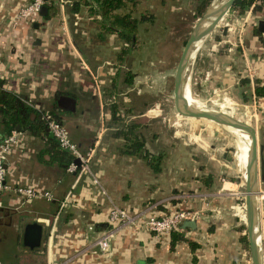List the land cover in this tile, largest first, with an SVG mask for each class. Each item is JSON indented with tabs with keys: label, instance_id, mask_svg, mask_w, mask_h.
<instances>
[{
	"label": "crops",
	"instance_id": "1",
	"mask_svg": "<svg viewBox=\"0 0 264 264\" xmlns=\"http://www.w3.org/2000/svg\"><path fill=\"white\" fill-rule=\"evenodd\" d=\"M26 1L0 0V78L3 85L38 108H49L53 98L58 97H54L56 91L73 93V109L56 104L58 114L80 149L93 147L94 151L89 161L90 171L75 180L72 172L63 173L54 164L36 158L35 151L42 145L38 137L22 134L12 146L6 157L5 181L29 185L39 191L45 189L53 196L48 200L38 195L22 201L14 194L2 195L1 223L6 222L7 226L9 222L14 223V216L24 211L29 214L25 221L41 222L47 218L50 222H41L40 245L33 249L23 246V253L16 262L46 264L49 259L57 264H137L139 261L144 264H244L243 243H247L243 239L245 230L241 222L244 214L241 213L242 218L238 214L237 221L236 215L225 209L230 199L215 193L218 177L228 173L225 159L210 155V143L205 138H198L196 144L206 151L188 146L189 139L197 138L192 130L187 133L188 139L185 138L188 141H182L186 149L173 148L175 135L182 130L180 127L172 132L168 130L165 136L171 147L163 146L160 140L157 143L160 134L153 130L147 134L146 124L139 118L145 111L117 102L121 116V109L130 107L133 110L130 119H136L118 120V124L139 123L145 137L143 146L159 157V169L152 170L144 157L120 152L123 139L112 135L114 125L110 124L115 123L109 121L106 105L111 97L118 99V94L129 91V84L134 82V85L141 78L131 75L130 72L135 71L124 67L129 52L119 57L122 41L114 32H103L97 22L90 21L93 15L83 3L74 14L69 10V0H53L55 12L49 18L42 19L45 11L42 4L38 17L30 23H13L17 8ZM263 33L257 23L248 26L242 35V48L234 46L231 37L214 40L204 36L188 65V85L191 89V77L193 84L198 82L194 86L196 91L222 88L232 93L233 100L237 99L240 104L246 102L253 112L260 114L261 120L255 121L264 157V95H255L253 91L255 77L259 84H264ZM247 64L255 69L253 79L245 76ZM127 71L132 76L131 83L124 80ZM241 77H246L247 82L241 83ZM147 78L152 81L157 76L151 73ZM113 80L115 86L112 88ZM222 101L223 104L218 102L219 107L229 103ZM173 122L176 126L179 124V121ZM207 130L209 133L212 127ZM239 142V157L236 155V158L240 169L245 171L247 145L242 138ZM206 175H210V179L204 181ZM94 177L96 183L92 180ZM233 184H223V187H234ZM59 204L58 216L51 221ZM176 204L192 207L198 214L196 228L180 226L181 238L174 239L170 247V233L158 240L147 230L143 220L149 213H160ZM111 205L137 217L140 225L118 229L105 251L92 252L88 250L90 241L113 227L106 215Z\"/></svg>",
	"mask_w": 264,
	"mask_h": 264
},
{
	"label": "rangeland",
	"instance_id": "2",
	"mask_svg": "<svg viewBox=\"0 0 264 264\" xmlns=\"http://www.w3.org/2000/svg\"><path fill=\"white\" fill-rule=\"evenodd\" d=\"M211 1L213 2V0H208L201 13L205 8L209 7ZM133 2L134 3H131L126 0L125 4L116 10L119 12L130 11L131 14L137 18L140 14H147L150 16V18L146 19L145 17V19L137 21L135 39L129 45L127 51V53L129 52V57L127 58L126 66L124 65L128 70L137 72V75L141 78L140 80H137V82L135 81L134 85V82H132V85L129 84L131 87L129 91H122L118 94V99L120 101H118L117 96L114 97V100L115 102H120V104L125 107L134 106L135 109L146 111V114L139 117L145 122L144 124H146L145 132H147V134L152 133L150 130H153L154 133L158 132L160 136L157 139V143L160 140V144H163V146L171 147L170 145H167L168 141L165 139V136L168 135V130L172 132V130H178L180 127L182 130L177 131L175 135L177 136L176 140L173 141V148L186 149V145H183L182 141H188L185 138H187L188 131L190 132L192 130V132L197 135V138L189 139L191 143L188 146H197L206 151L207 149L205 150V148L196 144L198 138H205L209 143L211 142L208 148L210 149L209 151L212 157H215L213 154L215 152H228L230 154V160L223 158L228 167V173L225 174V179L232 181L234 187L232 189H221L223 193L220 195L226 196L230 199L225 209L227 212L236 215L235 219L238 221V214L242 218L241 213H244V179L241 176L242 171L236 158V155L239 157L240 137L220 124L212 121H209L208 123L201 118H196V120L192 121L190 119H181L183 120L182 125L179 122V124L177 123V126L173 122L178 121V117L173 118V113L175 112L171 96L173 70L183 43L191 30L193 23L201 14L194 13V5L197 0H133ZM244 10L237 13L236 10L230 7L227 10V14L231 12L242 14ZM91 20L92 19H90V21ZM226 20H229L228 16H226ZM224 22L225 19L219 20L214 28L205 35V38L207 39L210 37L217 40L221 39L220 37H222V39L231 37V40L233 41L236 35L234 31L227 32L226 28L223 26ZM115 37L117 36L115 35ZM223 46H225V44ZM151 73L156 75L157 79H152L151 81L147 78ZM189 82L192 86L190 89L192 95L203 102V107L219 110L231 115L233 118L246 121L248 124L254 126L257 140L260 142L258 126L255 120H261V117L257 112H255L256 115H252L253 109L250 105H246V102L240 104L237 99L233 100L232 93L222 88L214 87L200 92L194 89V86H196L198 82L193 84L191 77ZM75 86L77 89L79 88L77 85ZM157 88H159V90ZM143 89H146L147 91L140 92V90ZM212 99H217L216 101L228 100L229 103L226 104V106L219 107V105L215 104ZM156 105H159V113L157 115H155L157 113V110L155 109ZM186 105L190 107L188 104ZM129 110H125V108L121 109L123 114L121 116L122 120H127L132 117L130 114L133 110ZM148 113L150 114L147 115ZM211 127L212 130L208 133L207 128ZM240 152L242 154L244 153L242 147H240ZM217 159L221 160L222 158ZM258 188H262L261 180H258L256 183V190ZM256 194H258V192ZM2 200H4L3 197ZM257 205V214L262 219L261 241L264 242V198L259 199ZM16 215L14 216L16 219L14 220L15 224L9 222L7 226L6 222H0L1 261L16 262L24 250V247L21 244L20 230H22L21 225H23L25 218H27L29 214L24 211L17 213ZM0 221L2 220L0 219ZM241 222L245 230L243 218L241 219ZM243 246L245 247L244 264H250L248 245L247 243H243Z\"/></svg>",
	"mask_w": 264,
	"mask_h": 264
},
{
	"label": "trees",
	"instance_id": "3",
	"mask_svg": "<svg viewBox=\"0 0 264 264\" xmlns=\"http://www.w3.org/2000/svg\"><path fill=\"white\" fill-rule=\"evenodd\" d=\"M126 0H69V10L71 13H76L80 3L87 5L89 14L93 15L91 19L98 23L99 28L103 32H114L118 39L122 41L121 48L118 55L127 53L129 45L135 39L136 23L138 20L150 18L147 14H140L139 17H135L128 12H119V9L125 4ZM134 3L133 0H128ZM252 0H233L231 8L236 10L237 13L242 12ZM208 0H197L194 5V13L199 14L207 4ZM43 6L45 11L42 12V19H47L52 16L55 12V5L53 0H44ZM263 7V0H256L254 5V13H260ZM98 15L99 17H96ZM147 15V16H146ZM253 27V26H252ZM254 30L255 27H254ZM256 32H258L256 30ZM259 33V32H258ZM115 75V74H114ZM124 80L126 83L132 82V76L127 72L124 74ZM240 82H247L246 77H241ZM115 86L113 80L111 87ZM253 91L255 95H264V84H259L258 78H254ZM60 94L73 96L74 94L69 91H56L54 97ZM56 98H53L51 106L48 108H38L34 103H31L26 97L18 94L17 92L8 89L3 85V80L0 78V138L12 128H16L22 134H28L31 136L38 137L42 141V145L35 151L36 158L44 163H52L57 166L63 173L66 171V165L72 160V154L67 149L59 146L56 139L50 133L45 118L42 115H49L55 120L65 125V122L61 119L58 114V108L56 106ZM107 110L109 112L110 124L114 125L112 135L121 136L123 139L122 144L119 146V151L122 153L136 154L144 157L148 166L156 171L159 169V157L150 154L143 146L144 136L140 130V125L136 121L123 122L120 126L118 120H122L121 115L118 113L117 102L114 98H110L107 101ZM130 108V107H129ZM129 108H127L129 110ZM136 120V119H128ZM120 122V121H119ZM66 126V125H65ZM80 148V147H79ZM83 150V149H82ZM210 179V175L204 176V181ZM41 193L45 189L37 190ZM188 207L185 204H176L171 208ZM166 208L164 211H167ZM162 211V212H164ZM180 226L172 230L171 245L174 239L181 238L179 234ZM243 239L246 242V234H243ZM194 246L192 242L189 243ZM37 248V247H36Z\"/></svg>",
	"mask_w": 264,
	"mask_h": 264
},
{
	"label": "built area",
	"instance_id": "4",
	"mask_svg": "<svg viewBox=\"0 0 264 264\" xmlns=\"http://www.w3.org/2000/svg\"><path fill=\"white\" fill-rule=\"evenodd\" d=\"M60 2H65L67 0H59ZM44 0H27L22 3L16 10L13 23H17L19 21H25L30 23L36 17H38L39 10ZM256 0H252L249 5L246 7L242 14H237L234 12L228 13L225 12L220 20H224L225 22L223 26L226 28L227 32L234 31L236 37L234 41H232L234 46H239L242 48L243 43V32L248 26L255 25L259 19L264 21V0L263 7L260 13H254V5ZM226 16H228L229 20H226ZM211 31V30H210ZM264 34V33H263ZM227 39V38H226ZM227 41V40H226ZM245 76L249 79H253L255 69L250 65L245 66ZM207 73V72H206ZM207 75V74H206ZM249 106V104H247ZM255 112H252V115H255ZM41 117L45 118L47 127L50 133L58 142L59 146L67 149L72 154V160L66 165L65 170L68 172H72L75 174V180L80 177L83 173L89 172V161L92 157L94 148L88 147L85 149H80L78 144L74 142L68 133V129L66 126L59 121L55 120L53 117L49 115H42ZM22 136V133L18 131L16 128L10 129L8 133H6L2 138H0V208L3 207V203L1 200V196L5 194H14L19 196L21 200H28L38 195H42L46 199H53L51 192L48 190H43L41 193L37 192L36 189L29 185H19V184H11L5 181V171H6V157L12 146L17 143L19 138ZM74 158L78 159V162L74 161ZM95 183L97 179L94 177L92 179ZM240 180V179H239ZM218 186L215 189V193L222 194L221 189H227L223 187L225 181L232 182L230 180L225 179V175H221L218 177ZM241 181V180H240ZM262 181V188H258L257 192L260 195L259 199L264 198V179ZM239 183V182H238ZM61 205L59 204L58 209L52 216V220L54 221L58 213L60 211ZM244 207V205H243ZM245 208V207H244ZM198 213L196 209L192 207H181V208H169L167 211L147 214L144 217L143 224L153 233L156 239L159 240L164 235L169 234L172 230L177 229L180 226L183 218L188 217L192 214ZM244 214V213H243ZM107 219L113 223V227L110 229H105L102 233L96 237H94L90 243L88 244V250L94 251H105L110 246V240L113 238V234L118 229L121 230L127 226L138 227L140 225L139 219L134 215L129 214L125 209L118 207L116 205H111L107 212ZM197 216V215H195ZM43 223L49 224L47 218L41 219ZM88 228H91V225H88ZM52 227L50 224L49 232H51ZM50 236V234H48ZM49 236L46 239V247L49 245ZM262 255L264 259V242H262ZM0 264H25L22 262H13V261H1ZM46 264H57L51 262L47 259ZM60 264V263H58Z\"/></svg>",
	"mask_w": 264,
	"mask_h": 264
},
{
	"label": "water",
	"instance_id": "5",
	"mask_svg": "<svg viewBox=\"0 0 264 264\" xmlns=\"http://www.w3.org/2000/svg\"><path fill=\"white\" fill-rule=\"evenodd\" d=\"M233 0H220L218 3L212 4L211 1L208 8L200 14V16L193 23L191 30L189 31L182 47L179 52L174 70H173V80L171 88V96L173 101V107L175 112L173 113V118H177L182 125L183 120L192 117H204L212 119L214 122L226 123L235 128L244 130L249 134V150H248V160L246 162V175L244 178V224H245V234L250 256V264H261L262 257V241L256 242V234L254 233V218L257 212V206L254 202V194L257 193L256 183L258 180L264 179V157H263V145L258 142L256 130L254 126L248 124L246 121H241L239 119L233 118L231 115L225 112H219V110L214 109H186L183 107V101L186 99L183 96L182 85L183 77L185 72L188 70V65L191 59V49L195 41L202 39L210 30L217 24L220 18L225 12L230 8ZM212 16L208 20L207 24L202 25L203 20ZM36 23L34 22V25ZM257 26L260 30L264 31V21L259 19ZM133 76H138L135 72H130ZM188 76V73H187ZM56 103L58 106L65 109H73L74 99L69 95L60 94L56 98ZM154 108V107H152ZM157 115L159 113V105H156ZM148 110V109H147ZM146 114V111H145ZM148 113L147 115H149ZM181 116V117H180ZM229 130V129H228ZM231 131V130H229ZM232 132V131H231ZM211 144V142H210ZM148 148V147H147ZM212 148V147H211ZM216 158H225L230 160V154L226 151L221 153L215 152ZM75 162H78L77 158H74ZM196 214H192L188 217L183 218L180 223L181 227L188 226L192 229L196 228ZM42 238V223L36 220L25 221L22 225L21 230V244L29 249L36 248L40 245ZM137 264H144L143 262H138Z\"/></svg>",
	"mask_w": 264,
	"mask_h": 264
},
{
	"label": "bare ground",
	"instance_id": "6",
	"mask_svg": "<svg viewBox=\"0 0 264 264\" xmlns=\"http://www.w3.org/2000/svg\"><path fill=\"white\" fill-rule=\"evenodd\" d=\"M219 1L220 0H213V3L212 4L218 3ZM211 18H212V16L206 17L203 20L202 25L204 26L205 24H207L208 20L211 19ZM201 40L202 39H199V40H197V41H195L193 43L192 49H191V52H190L191 56L194 54V51L198 47V45H199V43H200ZM187 73H188V70L184 74V77H183V85H182L183 96L186 99V101H183L182 102L183 103V107L186 108V109H190V108H194V109H206L205 107H203V102L201 100H199L198 98H196L194 95H192V92H191V90L189 88V85H188V76H187ZM212 100L217 105H219V103H222L223 104V101H221V100L220 101H216L215 99H212ZM185 103L188 104L190 107H188ZM219 112H221V111H219ZM189 117L190 118H201V119H205V120H208V121H212V119H208V118H204V117H192V116H189ZM212 122H214V121H212ZM215 123L220 124V125L228 128L229 130H231L234 133H236L240 138H242V140L247 145V147H246V162H247V160H248V150H249V141H250L249 134L247 132H245L244 130H241L239 128H235V127L230 126V125H228L226 123H218V122H215ZM244 170L245 171H242L241 170L242 171L241 172V176H242L243 179L245 178V175H246V163H245ZM224 184L225 185L226 184H230V182L229 181H225ZM225 188L232 189L233 187H226L225 186ZM254 202L256 203V206H257V209H258V205H257L259 203V195L258 194H254ZM243 219H245V216L244 215H243ZM261 220L262 219L259 217V215L256 212L253 226H254V233L256 234V242L257 243H259V241H261V238H262V225H261ZM260 263L261 264H264L263 255L261 257Z\"/></svg>",
	"mask_w": 264,
	"mask_h": 264
}]
</instances>
